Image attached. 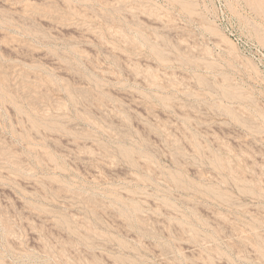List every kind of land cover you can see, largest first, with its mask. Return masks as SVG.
Wrapping results in <instances>:
<instances>
[{
	"label": "rangeland",
	"instance_id": "1",
	"mask_svg": "<svg viewBox=\"0 0 264 264\" xmlns=\"http://www.w3.org/2000/svg\"><path fill=\"white\" fill-rule=\"evenodd\" d=\"M0 264H264V0H0Z\"/></svg>",
	"mask_w": 264,
	"mask_h": 264
}]
</instances>
